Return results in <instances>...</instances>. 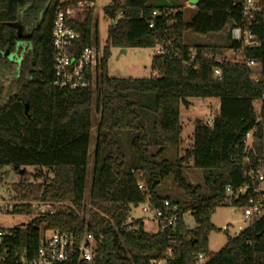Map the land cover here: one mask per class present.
<instances>
[{
  "label": "trees",
  "instance_id": "1",
  "mask_svg": "<svg viewBox=\"0 0 264 264\" xmlns=\"http://www.w3.org/2000/svg\"><path fill=\"white\" fill-rule=\"evenodd\" d=\"M151 1L113 0L104 8L105 16L117 22L108 28L96 81L71 91L54 86V21L59 7L93 0H0V169L11 166L23 174L21 170L33 167L39 170L36 177H43L46 170L52 177L36 190L29 187L28 195L23 182L14 184L19 199L69 203L9 229L0 243V254L7 257L1 264H17L24 252L33 257L43 232L48 230L79 236L89 231L101 236L97 264H152L166 259L169 248L172 256L166 264H196L200 253L206 256L202 264H264V214L229 238L220 251L213 253L208 247L215 229L211 216L223 205L225 186L245 182L253 163L245 135L255 127L261 129L264 116V106L259 110L254 106L263 87L252 80L245 64L217 62L238 47L231 42L228 28L242 20L241 0H199L190 21L185 20L182 10L173 13L174 7L156 6ZM48 2L39 29L27 38L19 37L10 25L18 20L19 11L33 4L23 16V24L32 27ZM262 4L263 13L253 27L262 45L247 49L245 55L264 70V0ZM67 24L80 33L74 43L76 53L85 46L98 47L93 4L74 5ZM187 32L206 38L226 33L227 41L190 45L185 42ZM22 39L30 43L23 55L22 49H16ZM158 45H163L167 53L154 55L155 74L151 77L109 76L111 48ZM8 51L18 53L19 61ZM217 67L220 76L215 74ZM12 81L18 84L17 92L1 104ZM194 97L220 100L213 123L197 120L190 148L176 161L159 159L168 148L183 143L180 107ZM94 106L100 121L88 208L84 199ZM143 118L151 121V133ZM188 161L195 169L204 170L207 193L202 185L187 180L184 167ZM168 177L189 202H171L178 206V216L168 230L145 231L142 220H129L132 206L148 202L153 208H162L167 198L153 183ZM188 211L196 222L194 229L185 223L183 216ZM11 214L31 216L32 210L30 206H15Z\"/></svg>",
  "mask_w": 264,
  "mask_h": 264
},
{
  "label": "built area",
  "instance_id": "2",
  "mask_svg": "<svg viewBox=\"0 0 264 264\" xmlns=\"http://www.w3.org/2000/svg\"><path fill=\"white\" fill-rule=\"evenodd\" d=\"M74 5L83 6V2L59 7L54 21L52 40L55 51L54 57V86L71 91L87 88L100 68L102 51L95 45L83 47L79 53L75 51V41L80 38V33L67 24V17L73 11ZM243 7L242 20L228 28L230 40L237 43V48L230 49L223 58H218L220 64L223 61L242 62L251 71V78L263 87L262 96L259 98L261 106H264V70L259 63L245 55L247 49L258 48L262 45L261 38L254 33L253 27L257 23L258 15L263 13L262 0H241ZM154 12V15H157ZM121 15L118 17L120 18ZM116 23L117 19L111 20ZM151 27L153 24L150 25ZM157 54H166L163 45L156 47ZM217 76L221 75V69H215ZM261 108V107H260ZM262 127H255L245 135V144L254 156L253 163L247 174V180L238 186H225L223 205L230 206L237 212H241L243 219L253 222L264 214V116ZM213 118L205 122L213 123ZM143 189V184L139 183ZM242 202H245L243 205ZM15 205L10 202H0V215H9ZM43 210V206H40ZM49 207L45 212H53ZM145 213L152 214V219L158 224V230L166 231L174 226L177 219L178 207L172 205L168 199L163 200L162 208H153L150 203L143 209ZM130 220V219H129ZM132 221V220H130ZM20 226V225H19ZM23 226V224L21 225ZM17 227V226H16ZM15 228V227H14ZM12 229V228H11ZM228 231V226L224 227ZM9 234V229L0 227V243ZM102 237L93 232H85L81 236L73 232L60 230H48L43 232L41 244L33 257H28L24 252L16 260L17 264H97V249ZM172 256L171 249L167 251L164 260L154 261L152 264H166ZM6 256L0 254V264L6 260ZM206 256L202 253L195 258L196 264H202Z\"/></svg>",
  "mask_w": 264,
  "mask_h": 264
},
{
  "label": "rangeland",
  "instance_id": "3",
  "mask_svg": "<svg viewBox=\"0 0 264 264\" xmlns=\"http://www.w3.org/2000/svg\"><path fill=\"white\" fill-rule=\"evenodd\" d=\"M74 0H60L61 3L72 2ZM85 5L90 4L95 6V21L97 27L98 36V47L100 51L104 49L108 41V28L111 25V20L105 16L104 8L111 5L113 0H93V2H83ZM151 4L156 6H169L174 7L172 11L175 13L177 10H182L186 21H190L196 13V9L188 1L185 0H152ZM172 10V9H171ZM226 33L214 34L209 38L195 35L191 32L185 34V42L190 45L204 44L211 41H217L219 44H223L227 41ZM28 36H26L27 38ZM30 43L26 39H22L18 42L16 49H22L20 54H25ZM9 55V51L7 52ZM156 54V48H131L126 53L121 48H111V57L108 60V74L110 77L115 78H149L152 76V63L153 57ZM11 58H15L19 61V54H10ZM96 81V78L94 79ZM94 81V83H95ZM7 87L1 104L5 103L9 96L16 93L18 84L15 81L10 83ZM188 104H182L180 107L181 122L183 126L182 138L183 143L180 147L168 148L159 159H168L170 161H176L180 158L187 148H190L193 140V132L195 129V123L197 120L207 122L215 114H217L220 106V100L217 98H189ZM254 106L256 109H260L261 102L255 100ZM142 112V109H138ZM144 110V109H143ZM149 117L152 116L150 111H146ZM148 117V118H149ZM145 125L149 132H152V124L149 119L143 118ZM100 121V116L96 112L94 106V112L92 117V130H91V145H90V156L87 167V179H86V195L84 199L85 205L90 207V192L92 185L93 165H94V149L96 143L97 128ZM127 138L124 139V144L127 147ZM155 151V150H153ZM131 155V154H130ZM39 170L33 167L26 168L23 174L15 171L11 166L0 169V202H10L15 206H30L32 215L24 214H9L0 215V227L3 229H11L16 226L27 224L33 216L43 213V210H48L49 207L55 210L60 207H66L69 205L68 202H52V201H41V200H20L19 192L14 187V184L23 182L26 187V193L28 188L37 189V185L49 180L52 174L46 170H43V177H36L35 174ZM184 173L187 180L193 185H202L204 192H208L206 186H204V170L195 169L191 161H188L184 167ZM157 192L162 196L166 197L170 202H179L181 205L185 202H189V198L186 194L180 190L172 177H168L163 181H158L156 184ZM35 193V191H34ZM18 196V197H17ZM33 197L35 196L32 195ZM148 202L141 203L138 206H132L130 212V220H142L144 223V230L148 232H157L158 224L153 221L152 214L145 213L143 209L147 206ZM40 206H43V210H40ZM177 206V205H176ZM178 207V206H177ZM184 220L186 225L190 229L196 227V222L192 216L191 211L184 214ZM211 221L215 226V229L211 231L209 236V251L218 252L228 242L229 238L235 237L243 229L249 225V221L243 219L241 212L235 211L230 206L221 205L211 216ZM228 226L229 230L224 231V227Z\"/></svg>",
  "mask_w": 264,
  "mask_h": 264
},
{
  "label": "water",
  "instance_id": "4",
  "mask_svg": "<svg viewBox=\"0 0 264 264\" xmlns=\"http://www.w3.org/2000/svg\"><path fill=\"white\" fill-rule=\"evenodd\" d=\"M33 2L35 0H32ZM51 0H49L50 2ZM49 2L47 3L46 7L41 11V13L39 14L38 17L34 18V23H33V26L32 27H29V26H26L23 24V16H24V13L25 11L30 7V6H33V4L31 5H28L26 6L24 9H21L19 11V15H18V20L12 24H10L12 27L16 28L17 31H18V36L19 37H26V36H30V34L35 30V29H39L42 21L44 20V17H45V13H46V9L48 7V4ZM188 2L193 5L194 7L197 6L199 0H188ZM123 52L126 53L127 52V49H123ZM10 55V54H9ZM26 111H28V105H26ZM23 172V170H21ZM158 182L155 181L153 183V187L157 184ZM25 224H23L24 226Z\"/></svg>",
  "mask_w": 264,
  "mask_h": 264
},
{
  "label": "crops",
  "instance_id": "5",
  "mask_svg": "<svg viewBox=\"0 0 264 264\" xmlns=\"http://www.w3.org/2000/svg\"><path fill=\"white\" fill-rule=\"evenodd\" d=\"M236 1H240V0H236ZM193 9H195V8H193ZM127 51H128V49H127ZM153 74H155V73H153Z\"/></svg>",
  "mask_w": 264,
  "mask_h": 264
}]
</instances>
